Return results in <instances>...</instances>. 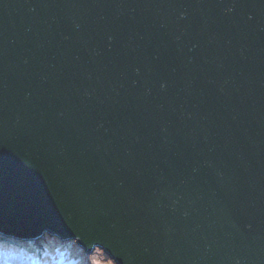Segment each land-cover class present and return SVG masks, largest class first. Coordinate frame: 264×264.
Segmentation results:
<instances>
[{
  "label": "water",
  "instance_id": "1",
  "mask_svg": "<svg viewBox=\"0 0 264 264\" xmlns=\"http://www.w3.org/2000/svg\"><path fill=\"white\" fill-rule=\"evenodd\" d=\"M116 264H264V0H0V237Z\"/></svg>",
  "mask_w": 264,
  "mask_h": 264
},
{
  "label": "rangeland",
  "instance_id": "2",
  "mask_svg": "<svg viewBox=\"0 0 264 264\" xmlns=\"http://www.w3.org/2000/svg\"><path fill=\"white\" fill-rule=\"evenodd\" d=\"M48 237H50L48 235ZM45 241L37 242V254L30 255L28 258L33 257L27 264H46L53 261L51 264H116L102 249L96 248L92 253L87 254L76 241L63 242L58 238L53 237V241L50 238ZM5 239L0 237V240ZM6 246L7 240L3 242ZM68 252V256L64 255V252ZM65 252V253H66ZM9 254H5L8 257ZM37 256V257H35ZM66 257V259H63ZM55 258V259H54ZM54 259V260H52Z\"/></svg>",
  "mask_w": 264,
  "mask_h": 264
},
{
  "label": "trees",
  "instance_id": "3",
  "mask_svg": "<svg viewBox=\"0 0 264 264\" xmlns=\"http://www.w3.org/2000/svg\"><path fill=\"white\" fill-rule=\"evenodd\" d=\"M47 237H48V235L45 236V239L46 240H48ZM48 238H50V237H48ZM45 239L43 241H45ZM5 240H7V243H8L6 246L3 244V242H5ZM15 244H20L24 248L23 250L30 251L32 253L30 255H33V254H37L38 253L37 252V248H38L37 247V244H32L31 242H24V241H15L13 239H7V238L2 239V240H0V258L1 259H5V261H7L8 264H14L13 263L14 258H12V257H6L5 254L6 253L7 254H12L14 256V251H15V249L17 247ZM65 252H64V255L65 256H68V252H66V253ZM35 257H37V256H35ZM32 258L33 257L27 258L25 264H27L28 261H30ZM54 259H52V260H54ZM63 259H66V257H64ZM36 261H37L36 259L33 261L34 264L36 263ZM52 262L53 261L48 262L46 264H51Z\"/></svg>",
  "mask_w": 264,
  "mask_h": 264
},
{
  "label": "bare ground",
  "instance_id": "4",
  "mask_svg": "<svg viewBox=\"0 0 264 264\" xmlns=\"http://www.w3.org/2000/svg\"><path fill=\"white\" fill-rule=\"evenodd\" d=\"M45 239V237L41 240L43 241ZM16 241V240H15ZM24 242H28V241H24ZM32 244H37V241H31ZM17 247L14 251V256L12 254H9L8 257H12L14 258L13 263L14 264H25L27 258L30 256V254H32L30 251L28 250H23L24 248L20 245V244H15ZM0 264H8L7 261H5V259H1L0 258Z\"/></svg>",
  "mask_w": 264,
  "mask_h": 264
}]
</instances>
